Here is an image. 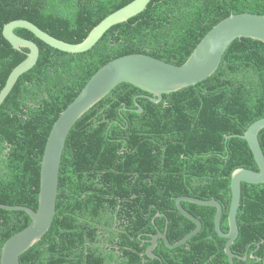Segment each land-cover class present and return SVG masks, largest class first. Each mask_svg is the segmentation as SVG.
Listing matches in <instances>:
<instances>
[{
    "label": "trees",
    "instance_id": "16d2710c",
    "mask_svg": "<svg viewBox=\"0 0 264 264\" xmlns=\"http://www.w3.org/2000/svg\"><path fill=\"white\" fill-rule=\"evenodd\" d=\"M133 1L0 0V93L29 52L12 47L3 34L5 25L28 20L79 44ZM244 13L264 15V0H152L144 12L112 27L80 54L56 50L30 31L16 29L39 45L40 57L0 108V204L38 210L50 133L101 68L132 54L181 66L215 26ZM139 95L148 94L120 84L74 125L63 152L52 227L20 257L21 264H120L117 248L125 253L123 264H160L141 254L154 237L166 233L176 244L196 228L177 208L181 197L219 201L222 231H229L232 175L238 169L258 170L248 142L231 136L243 135L264 118V43L236 40L207 80L165 94L160 103L139 97L143 113L134 111ZM259 140L264 150V130ZM139 176L165 189L151 190ZM136 195H148L155 204L130 209ZM182 206L203 228L176 248L158 240L155 253L161 264H197L210 255L211 261L219 257L230 264L226 240L215 229L217 210L190 202ZM128 221L131 226L123 228ZM238 222L242 233L259 234L240 240L264 238V183H243ZM31 223L24 211L0 209V264L6 242Z\"/></svg>",
    "mask_w": 264,
    "mask_h": 264
},
{
    "label": "water",
    "instance_id": "95a60500",
    "mask_svg": "<svg viewBox=\"0 0 264 264\" xmlns=\"http://www.w3.org/2000/svg\"><path fill=\"white\" fill-rule=\"evenodd\" d=\"M151 1L134 0L104 19L79 44L60 40L28 20H15L5 25L3 34L12 47L19 52H23V49H28L29 52L26 53L27 58L10 74L6 86L2 89L0 108L19 78L30 71L40 57L39 45L33 40L17 35L16 29L30 31L39 40L56 50L71 54L85 53L91 50L112 27L128 22L144 12ZM238 39H252L264 43V15L251 13L231 15L203 38L189 59L181 66L145 54H132L118 58L101 68L78 97L60 114L50 133L42 160L38 210L26 206L0 204V209L24 211L32 220L26 229L6 242L2 250L1 264H21L20 257L41 241L52 227L56 216L63 152L72 128L84 114L123 83L132 84L148 94L139 95L135 99L138 109L134 111L143 113V107L137 102L139 97H146L153 103H160L165 94H172L207 80L219 69L225 53ZM262 130H264V118L251 125L243 135L231 136L248 142L258 170L238 169L232 175L229 231L227 233L222 231L223 207L219 201L181 197L177 200V208L182 215L196 224L195 230L176 244L170 243L166 233L158 234L154 237L153 245L147 250L149 257H154L153 252L159 239H163L168 247L176 248L188 243L191 237L202 230V222L182 206V202H190L217 210L215 229L220 237L227 240L226 254L230 263L235 264L236 255L232 251V245L239 234L238 211L242 200L243 183L254 185L264 183V150L259 140Z\"/></svg>",
    "mask_w": 264,
    "mask_h": 264
},
{
    "label": "flooded vegetation",
    "instance_id": "af4514ba",
    "mask_svg": "<svg viewBox=\"0 0 264 264\" xmlns=\"http://www.w3.org/2000/svg\"><path fill=\"white\" fill-rule=\"evenodd\" d=\"M164 177L160 176L159 181L164 182ZM139 181L142 182L143 185H146L149 189L154 190V191H159V190L165 189V187L162 186L161 184L157 183V184L152 185V184L148 183L147 177H144V176H139ZM198 187H203V185L198 186ZM154 204L155 203L149 199L148 195H142V197H141V195H136L131 201H129L128 207L129 208L131 207L130 209H136V208H141L144 206H152ZM130 215H131V212H130ZM148 219H149V217H146V220H148ZM131 224H132V222L128 221V223L124 224L123 228H125V227L129 228L131 226ZM134 224L137 225L136 223H134ZM238 226H239V222H238ZM113 232L115 233V231H113ZM253 234L255 235V237L259 235L256 232L255 233H252V232L242 233L240 226H239V234H238V237L236 238V240L234 241V243L232 245V251L237 256L235 259L238 260L239 262H242V264H264V238L261 240H255L253 242L248 241V239L247 240H245V239L240 240L241 235H245L247 238H251L253 236ZM159 240H161V239H159ZM104 241L109 242L107 239H105ZM226 244H227V240H226ZM109 246H110V244H109ZM147 250H148V248H147ZM145 251H143L141 254L143 256L148 257L147 251H146V253H145ZM155 251H154V255H155ZM225 252H226V247H225ZM117 255L119 257L120 264H123V258L125 256V253L117 248ZM212 256L213 255H210V257L207 260L204 257H201V259L197 262V264H223L221 258H219V257L213 258L212 259L213 261H211ZM142 263H144V262H142ZM149 264H158V263L157 262H150ZM235 264H236V262H235Z\"/></svg>",
    "mask_w": 264,
    "mask_h": 264
},
{
    "label": "rangeland",
    "instance_id": "374dc122",
    "mask_svg": "<svg viewBox=\"0 0 264 264\" xmlns=\"http://www.w3.org/2000/svg\"><path fill=\"white\" fill-rule=\"evenodd\" d=\"M125 128H127V127H125ZM156 250V249H155ZM154 250V251H155ZM153 254H154V252H153ZM148 256V255H147ZM149 257V256H148ZM150 258H152V257H150ZM152 259H154V260H159V261H161L162 263H163V261H162V259L155 253V255H154V257L152 258Z\"/></svg>",
    "mask_w": 264,
    "mask_h": 264
},
{
    "label": "bare ground",
    "instance_id": "6f19581e",
    "mask_svg": "<svg viewBox=\"0 0 264 264\" xmlns=\"http://www.w3.org/2000/svg\"><path fill=\"white\" fill-rule=\"evenodd\" d=\"M26 253V252H25Z\"/></svg>",
    "mask_w": 264,
    "mask_h": 264
}]
</instances>
